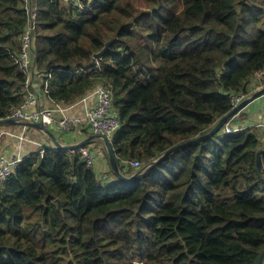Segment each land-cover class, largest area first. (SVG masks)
I'll return each instance as SVG.
<instances>
[{
    "label": "trees",
    "instance_id": "1",
    "mask_svg": "<svg viewBox=\"0 0 264 264\" xmlns=\"http://www.w3.org/2000/svg\"><path fill=\"white\" fill-rule=\"evenodd\" d=\"M33 1L30 72L49 74V97L66 105L111 87L119 126L110 144L127 176L138 170L122 160L143 171L208 132L264 66V0ZM25 22L21 0H0V117L25 98L14 61ZM259 148L255 128L222 127L130 181L110 166L104 181L68 150L26 156L0 182V264H257Z\"/></svg>",
    "mask_w": 264,
    "mask_h": 264
},
{
    "label": "built area",
    "instance_id": "2",
    "mask_svg": "<svg viewBox=\"0 0 264 264\" xmlns=\"http://www.w3.org/2000/svg\"><path fill=\"white\" fill-rule=\"evenodd\" d=\"M66 5H71L72 7H77L79 9H90L92 5V0H61ZM21 7L23 13L26 17L25 26L20 37V51L15 56L14 61L19 66V68L25 73L26 77L23 82L24 86L29 87L30 85V68L32 64L31 57V42L32 35L36 29V4L33 0H21ZM50 75L46 76L43 81V92L48 97L51 106L49 107H36V97L32 91L28 92L27 97L19 105H10L7 108L5 117L6 119H13L19 124L26 122L39 123L44 127H54L58 132H66L73 129L80 124H88V127L92 134L94 135H105L109 142H111V137L113 133L117 130L119 126L117 111L113 107V92L111 87L103 84H99L90 93L83 96L77 102L73 104L65 105L54 101L49 97L48 89V78ZM254 78L257 83H255L252 91L244 94H238L232 96L231 108L237 105L241 100L249 97L255 90L264 88V66L254 72ZM92 96L94 103L88 105L87 99ZM259 99L264 102V93L260 95ZM78 103L83 106V112L81 115L70 114V108L74 107ZM225 132H232L236 130L231 126L229 121L224 124ZM51 149H58L56 146L51 147ZM45 149L39 151L40 156L43 155ZM73 153H77L80 160L90 168L95 165V155L92 149L88 145L79 147L76 150H72ZM26 156H10V157H0V182H4L6 178L12 174L13 170L16 168L18 163ZM123 170L128 171L129 169L142 170L143 165L138 160H122Z\"/></svg>",
    "mask_w": 264,
    "mask_h": 264
},
{
    "label": "crops",
    "instance_id": "3",
    "mask_svg": "<svg viewBox=\"0 0 264 264\" xmlns=\"http://www.w3.org/2000/svg\"><path fill=\"white\" fill-rule=\"evenodd\" d=\"M44 77L43 75H37L32 71L29 75V87L22 84L25 98L27 97L28 92L32 91L36 97V107L38 108L51 106L48 97L43 92L42 85ZM87 103L88 105L94 103L92 96L88 97ZM82 112L83 106L81 103H78L69 110V113L74 115H81ZM241 113V119L238 118L239 115L236 116L235 118L237 119L234 118L231 121V126L235 129L246 127L255 128L259 136L260 145L261 147H264V102L258 98L256 102H251ZM49 128L53 131V137H50L34 127L24 124L14 123L0 125V157L29 156L38 153V151L41 148H45V146L48 148L53 147L54 139L61 144H72L92 135L88 124H80L69 131L61 133L55 130L53 126ZM87 145L90 146V149H92L95 155L94 168L98 173H103L102 177L107 178L108 180L112 179V174L110 172L109 174L107 173L109 165L106 160L107 154L102 140L94 138Z\"/></svg>",
    "mask_w": 264,
    "mask_h": 264
},
{
    "label": "water",
    "instance_id": "4",
    "mask_svg": "<svg viewBox=\"0 0 264 264\" xmlns=\"http://www.w3.org/2000/svg\"><path fill=\"white\" fill-rule=\"evenodd\" d=\"M110 43H111V41H107L105 46L99 52H96L93 54V58L100 59V57L107 50ZM263 93H264V88L255 90L249 97L241 100L237 105L232 107L226 114H224L212 126V128L208 132L201 134V135H198V136L191 138L187 141L181 142L177 145H174L173 147L169 148L164 153H162L160 156H158L156 159L149 162L145 167L146 169L144 168L145 170H143V171L138 170L135 173H133L132 175H128V176L124 175L120 171L114 150H113L108 138L105 135L100 136V135L92 134V135L88 136L87 138H85L81 141H78L76 143H72V144H61L56 139H54L53 142H54V145L56 146V148H58V149L74 150V149H78L81 146L87 145L94 138L101 139L103 142V145L106 149L108 163H109V166H110L112 172L116 175L117 178L122 179V180H126V181H130V180H133L136 177L144 174L146 170H148L150 167H152L153 165L160 162L163 158H165L172 151L177 150L179 148H182L184 146H187L189 144L202 141V140L206 139L207 137L211 136L212 134H214L215 132L220 130L224 126V124L227 123L230 119L237 116L241 111H243L252 101H255L256 99H258L260 97V95ZM14 123H17V122L13 119L0 118V125L14 124ZM23 124L27 125V126L34 127L36 129L42 131L43 133H46L50 137H53V131L51 129L44 127L43 125H41L39 123L26 122ZM45 148H47V146H45ZM263 155H264V147H261L258 149V151L256 153V161L255 162H256L257 169L264 172ZM263 259H264V248L258 256L257 264H263Z\"/></svg>",
    "mask_w": 264,
    "mask_h": 264
},
{
    "label": "rangeland",
    "instance_id": "5",
    "mask_svg": "<svg viewBox=\"0 0 264 264\" xmlns=\"http://www.w3.org/2000/svg\"><path fill=\"white\" fill-rule=\"evenodd\" d=\"M247 98V97H246ZM257 101V99L255 100V101H252V102H256ZM242 112V111H241ZM239 113L238 115H239V117L238 118H240V116L242 115V113ZM245 114V113H244ZM237 115V116H238ZM236 117V116H235ZM235 117H233L232 119H230L229 120V123H231V121L235 118ZM235 119H237V118H235ZM241 119V118H240ZM100 143V142H99ZM90 147V146H89ZM60 150H66V149H60ZM74 150H76V149H74ZM69 152H71V153H73L72 152V150H68ZM34 155H39L40 156V154H39V152L38 153H36V154H34ZM41 157V156H40ZM94 168V167H93ZM102 172L100 173V174H98L100 177L102 176ZM132 175V174H131ZM108 179L107 178H104V181H107ZM130 264H143V262H141V261H133V262H131Z\"/></svg>",
    "mask_w": 264,
    "mask_h": 264
},
{
    "label": "clouds",
    "instance_id": "6",
    "mask_svg": "<svg viewBox=\"0 0 264 264\" xmlns=\"http://www.w3.org/2000/svg\"><path fill=\"white\" fill-rule=\"evenodd\" d=\"M21 9H22V7H21ZM62 104H63V103H62ZM65 105H66V104H65ZM48 129H50V128L48 127ZM45 134H46V133H45ZM91 134H92V133H91ZM54 146H55V145H54ZM47 148H48V147H47ZM41 149H46V148H41ZM41 149H40V150H41ZM40 150H39V151H40ZM39 151H38V152H39Z\"/></svg>",
    "mask_w": 264,
    "mask_h": 264
}]
</instances>
